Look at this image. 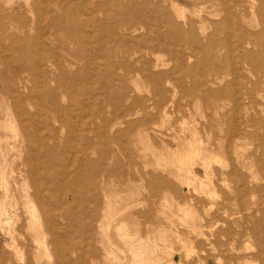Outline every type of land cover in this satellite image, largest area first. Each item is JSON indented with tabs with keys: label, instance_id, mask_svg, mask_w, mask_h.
Here are the masks:
<instances>
[{
	"label": "rangeland",
	"instance_id": "rangeland-1",
	"mask_svg": "<svg viewBox=\"0 0 264 264\" xmlns=\"http://www.w3.org/2000/svg\"><path fill=\"white\" fill-rule=\"evenodd\" d=\"M86 1L91 10L102 4V10L92 14L103 30L96 31L89 44L67 38L60 29L93 34L92 26L71 19L84 15L83 0H65L64 9L53 10L54 17L60 19V28L55 30L53 39L45 38L42 50L35 46L26 48L27 41L23 44L25 53L33 59L52 55L49 62L57 63L53 67L46 64L44 82L37 75L34 84L42 95L37 93L32 111L39 112L42 106L46 111L49 106L55 108L47 114L46 127L52 129L50 133L65 148L59 156L62 166H54L51 171L70 179L61 182L60 177L56 178L58 191L52 200L48 198L45 180L38 176L58 243L52 242V231L38 198L33 202L40 217L38 236L47 249L38 248L33 242L32 233L26 228V200L21 191L15 226H21V230L15 234L13 248L5 231H0V264H264V152L255 139L264 130L248 126L249 118L256 113L264 120V71L256 73L240 65L238 51L234 57L237 68L230 67L228 59L232 54L228 47L237 38H228L221 6L218 2L209 3L202 10L194 8L189 0H173L186 9V20L198 23L205 19V36L199 39L206 44L212 34L209 52L215 57L209 60L208 54L198 47L200 44H190L184 38L177 47L171 46V51L148 53L144 49L147 31L141 22L126 33L119 31V22H112L113 15L131 14L132 10L119 8L116 0ZM245 1L249 12L251 0ZM164 6L174 17L169 3ZM245 21L241 28L255 33L257 19L248 15ZM94 26L96 29L95 23ZM198 26L196 34L200 35ZM40 27L45 33L49 31L46 23ZM38 32L37 26L29 33V39ZM188 67H192L194 77L185 72ZM146 71L163 76L152 83L145 78ZM211 71L223 78L207 88L220 93L206 95L197 85L194 97L188 96L194 84L212 79ZM106 77L111 78L109 85L103 83ZM119 77L124 82L116 79ZM257 79L258 87H253ZM158 86L166 98L160 108L154 102ZM126 98L132 104L130 116L118 112L127 106ZM4 103L7 106L10 100ZM140 105L145 106L147 117L138 111ZM162 107L166 115L160 113ZM115 116L120 117V123L114 120ZM142 121L148 122L147 126ZM126 124L130 126L129 133L124 135ZM35 125L39 133L41 118H36ZM43 131L47 133V129ZM115 136L119 143L111 144L110 139ZM83 138L91 142L86 151L91 162H99L122 175L106 178L104 183L99 177L92 182L91 190L96 186V206L88 204L87 210L95 209L89 219L81 212L82 187L79 184L74 188L70 183L87 174L80 170L79 147ZM128 140L133 144L126 147ZM34 141L39 145L41 138L34 137ZM186 168L192 173L187 174ZM38 169L41 172L40 164ZM182 178H186L185 182ZM19 186L25 189L24 184ZM56 201L60 202L61 212ZM63 212L70 221L61 216ZM85 222L89 225L86 231L82 227ZM3 227L6 230L8 226ZM124 233L129 241L124 239ZM15 249H21L19 254Z\"/></svg>",
	"mask_w": 264,
	"mask_h": 264
},
{
	"label": "bare ground",
	"instance_id": "bare-ground-1",
	"mask_svg": "<svg viewBox=\"0 0 264 264\" xmlns=\"http://www.w3.org/2000/svg\"><path fill=\"white\" fill-rule=\"evenodd\" d=\"M64 1L65 0H0V100L2 101L0 103V231H5V234L10 238L11 245L9 246L12 248L16 242L15 234H19V231L21 230V226L17 228L15 227L17 225V220H19L16 206L17 199L20 198L19 194L21 191L23 192V198L26 200V203L23 204L28 215V223L26 228L32 233L33 242L38 248L43 250L47 249V244L38 236L40 217L38 216L37 208L33 204V202L38 198L39 201L37 200V202L40 204L43 212L46 215L48 228L52 231V242L58 243L56 235L53 234L54 226L51 222L53 221V218L48 213L47 206L42 200V189L38 182V176L40 175L41 179L43 178L45 180V189L48 192V198L52 200L56 195L55 193L58 191L57 184L55 182L56 178L58 179L60 177L59 179L61 182H63L64 178H67V181L70 179L65 177L64 174L58 175L51 171L52 167L54 166H62V161H60L59 156L61 153H63L65 148L63 146L61 147L58 140L55 139V137L50 133L52 129L49 130V127H46L47 114H50L52 111H56L55 108L52 109V107L49 106L48 110L46 111L45 106H42L39 112L32 111L33 105L36 101L35 99L37 98V93L42 95V91L39 92L37 86L34 84L37 79V75L41 77L44 82L46 75V64H48L47 66L49 67H53L54 65L56 66L57 63L56 60L49 62V59H53L52 55L44 57L42 54L33 59L25 53L23 44L27 41L25 45L26 48H34L35 46L36 48L42 50L45 38L53 39L55 30L60 28V19L54 17L53 10L58 7L64 9ZM83 1L86 6L84 15L82 13V18L75 17L71 19L81 23L82 25H86L88 27L92 26L93 29L91 27V30L93 31V34L87 32L86 34L80 35L70 28L60 29L66 34L67 38L78 40L79 43L87 42L86 44H89V39L95 38L94 36H96V31L101 32L103 30L101 22L97 21L92 14L97 11L100 12L102 10V4H97L91 10L89 9L87 1ZM189 1H191V4L194 6V8L197 7V9H202L204 5L206 6V4L214 2H218V4L221 6V10L225 15L223 22L225 32L229 36L228 38H237L235 43L232 41L231 43L233 44L230 43L231 45L228 47L229 54H232L231 58L228 59L232 70H236L237 68L234 57L238 51L240 54V65H242L244 68L248 67L250 70H254L256 73L264 71L262 70L264 69V0H251L249 12H246L245 10V0ZM116 2L118 3L119 8H129V10H132L133 13L131 12V14L124 15V13L119 12L113 15V24L119 22V31L126 33L133 29L135 24L141 22L143 28L147 31L146 36L144 37V49L146 52L154 53L158 51H171L170 47L173 45L177 47L179 40L184 38L190 44H200L198 47H200L204 53L208 54L209 60L215 57L214 53L212 54L209 52L212 49V34L209 35L206 44H204L202 40L199 39V36H205V19L201 18L198 21L199 26L197 25L198 23L193 19L186 20L184 15V10L186 9L178 6V4H175L173 0L170 2L169 0H127L125 3H121L119 0H116ZM167 2L170 5L168 9L172 11L174 17H170L166 8H164V5ZM123 8L121 10H123ZM106 14L108 15L107 12ZM117 15L119 17H117ZM248 15L253 19H257L258 21V29L255 33L246 32L241 28L242 24L246 22L245 20ZM164 18L165 20H162ZM139 19H141V21H139ZM177 20L181 21L182 24H179ZM43 23L48 25L49 31L47 33H45L40 27ZM94 23L97 26L96 29ZM37 26L39 27L37 36H35V38L29 39V37H31L29 36V33L31 34V31H35ZM197 26L200 30V35L196 34L198 31ZM184 27H187V30H183ZM161 29L164 31H160ZM165 29H167V31ZM159 31L162 33L161 36L158 35L160 33ZM249 47H251L253 50H248ZM127 56L128 55H124L123 57ZM37 72L39 74H37ZM185 72L191 77H194L195 75L192 67L186 68ZM211 72L212 73L209 74L211 75L212 79H209L208 75L207 78L209 80L205 78L206 80H203L202 83L199 82L194 85L192 84L193 91H189L188 96L194 97L193 93L195 94L196 90L194 88L197 87V85L202 88L203 93L206 95L208 94L215 96L220 93L219 91L207 88V86L213 85L217 80H221L223 78L221 74L216 75V72ZM160 76L162 77L163 74L153 75L149 74L148 71L145 72V78L148 81L150 80L152 83L157 82ZM116 79L124 82L123 77ZM258 80L259 79L254 81L253 87H258ZM110 82L111 78L106 77L103 83L104 85H109ZM262 82L264 81L262 80ZM29 84H32L31 87H28ZM228 86H230V83L227 84V87ZM114 90L116 93L117 89L114 88ZM164 93L165 92L162 90V88H160V86L157 87L154 93L156 97L154 102H157L159 108L162 102L163 105L166 102ZM242 94L247 95V92H242ZM51 96H53V93ZM7 99L10 100V103L6 106L4 102H6ZM125 101L127 102V106H122L121 110H118V112L121 111L123 116H130L132 104L128 98H126ZM161 110L162 112L160 113L166 115L165 109H163V107ZM138 111L143 112L145 117L149 115L145 111V106L140 105ZM261 114H264V106L261 107ZM37 117L41 118L42 127L40 128L39 133H37L39 129H37L35 125ZM119 119L120 117L118 116H115L114 118V120L118 121L117 123H120ZM249 119L248 126H251L254 129L264 130V120L257 113L251 116ZM142 123V125L147 126L148 122L142 121ZM129 127L130 126L126 124V130L123 131L124 135L129 133ZM45 129H47L46 134H44L43 131ZM34 137L41 138V143H39V145L35 143ZM83 139L84 141L79 147V150L82 154V158L80 159V170L87 172V174H83L80 178L72 179L73 181L71 180L70 183L74 188L79 184L82 187L81 203H83L84 207L81 212L84 218L89 219L94 216L95 209H93L91 212L87 210L88 204L92 203L94 207L96 206V199L93 197L95 189L94 187L96 186L94 184V187L91 190L90 185L92 182L97 181L99 177L101 182L104 183L106 178H111L113 176L119 177L122 175L116 170L104 167L99 162H91L88 159L86 153V151L91 147V142L87 138ZM255 139L258 141L259 148H261L264 152V134L257 135ZM110 140L111 144L119 143L117 136ZM68 141H70V139H68ZM129 144H133V142L128 140L126 145H124L127 147ZM95 149L99 148L95 147ZM22 154L23 158L21 157ZM18 160L20 161L18 162ZM183 160L184 159H182V162ZM183 163L185 164V162ZM39 164L41 167V172H39L38 169ZM186 173L191 174L192 172L189 168H186ZM208 173L210 175V172ZM184 180L182 178V181ZM21 183L25 185V189H22L19 186ZM28 184L30 185L28 186ZM34 184L35 189H32L33 191L30 192L29 189ZM56 207L59 211L62 210L59 201H56ZM61 216L64 219L70 221L68 216H65L64 212ZM3 225L8 226L6 230ZM88 226L89 225L87 222L83 224L82 227L84 231L87 230ZM123 237L124 239H127V241L130 240L128 235L125 233L123 234ZM20 250L21 249H15L16 254H19ZM2 254L5 253L2 252Z\"/></svg>",
	"mask_w": 264,
	"mask_h": 264
}]
</instances>
